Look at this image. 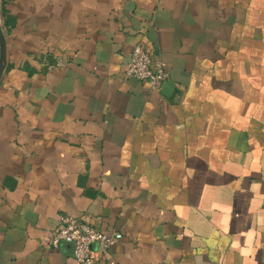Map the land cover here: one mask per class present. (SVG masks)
I'll return each mask as SVG.
<instances>
[{
  "label": "crops",
  "instance_id": "crops-1",
  "mask_svg": "<svg viewBox=\"0 0 264 264\" xmlns=\"http://www.w3.org/2000/svg\"><path fill=\"white\" fill-rule=\"evenodd\" d=\"M0 264H264V0H0ZM169 79L126 78L134 44Z\"/></svg>",
  "mask_w": 264,
  "mask_h": 264
},
{
  "label": "built area",
  "instance_id": "built-area-1",
  "mask_svg": "<svg viewBox=\"0 0 264 264\" xmlns=\"http://www.w3.org/2000/svg\"><path fill=\"white\" fill-rule=\"evenodd\" d=\"M124 76L144 82L152 90H158L169 79V73L161 60L152 59L142 44H134L125 66ZM122 239L118 232L104 233L90 224L71 216H62L49 243L58 247L60 243L72 246V254L77 264H96L92 256V246L102 256Z\"/></svg>",
  "mask_w": 264,
  "mask_h": 264
},
{
  "label": "water",
  "instance_id": "water-1",
  "mask_svg": "<svg viewBox=\"0 0 264 264\" xmlns=\"http://www.w3.org/2000/svg\"><path fill=\"white\" fill-rule=\"evenodd\" d=\"M5 59H6V42L0 26V79L3 73Z\"/></svg>",
  "mask_w": 264,
  "mask_h": 264
}]
</instances>
